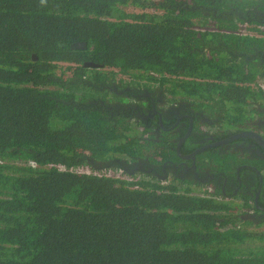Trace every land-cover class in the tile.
Listing matches in <instances>:
<instances>
[{
    "label": "trees",
    "instance_id": "obj_1",
    "mask_svg": "<svg viewBox=\"0 0 264 264\" xmlns=\"http://www.w3.org/2000/svg\"><path fill=\"white\" fill-rule=\"evenodd\" d=\"M256 9L264 0H0V264H264V226L241 219L250 197L89 163L148 150L142 123L99 105L111 95L90 80L160 84L227 124L250 120L263 90L236 53L257 41L237 32L259 26Z\"/></svg>",
    "mask_w": 264,
    "mask_h": 264
},
{
    "label": "flooded vegetation",
    "instance_id": "obj_2",
    "mask_svg": "<svg viewBox=\"0 0 264 264\" xmlns=\"http://www.w3.org/2000/svg\"><path fill=\"white\" fill-rule=\"evenodd\" d=\"M250 16L262 27L244 25L247 27L241 26L237 33L257 42L250 46L242 43V52L236 56L246 69L256 68L254 84L263 90L251 103L252 118L242 124H227L221 108L214 111L205 107L207 102L173 97L160 84L146 88L127 79L124 83L112 77L94 79V83L90 80L88 86L99 84L97 89L111 95L96 101L99 105L142 123L139 136L148 146L145 159H117L104 166L89 160L96 172L118 168L136 179L148 177L166 185L178 182L184 187L219 191L228 199L250 197L252 206L241 219L264 226V11L256 9ZM219 158H226L223 165L231 166L220 167Z\"/></svg>",
    "mask_w": 264,
    "mask_h": 264
},
{
    "label": "rangeland",
    "instance_id": "obj_3",
    "mask_svg": "<svg viewBox=\"0 0 264 264\" xmlns=\"http://www.w3.org/2000/svg\"><path fill=\"white\" fill-rule=\"evenodd\" d=\"M243 27H247V26H243ZM253 27V26H252ZM256 27H258V26H256ZM262 26H260L259 25V28H261ZM70 65L69 64H62L61 65V67L62 68H67V67H69ZM230 108L231 107H228V112H229V114H230V118H232L233 116H234V112H232L231 110H230ZM218 163V162H217ZM81 171V173H85V174H96V172L95 171H92L91 169H89V168H82V169H80ZM105 171H108V173H107V175L106 176H109V175H113V176H115V177H119V178H129V177H127V176H125V174L120 170V169H118V168H115V169H106ZM79 171H78V173H80ZM98 173V172H97ZM110 177V176H109ZM262 230H264V228H262Z\"/></svg>",
    "mask_w": 264,
    "mask_h": 264
},
{
    "label": "water",
    "instance_id": "obj_4",
    "mask_svg": "<svg viewBox=\"0 0 264 264\" xmlns=\"http://www.w3.org/2000/svg\"><path fill=\"white\" fill-rule=\"evenodd\" d=\"M72 50H86L87 49V44L86 43H81V44H75L72 45ZM85 67L87 68H97V65L94 64H85Z\"/></svg>",
    "mask_w": 264,
    "mask_h": 264
},
{
    "label": "clouds",
    "instance_id": "obj_5",
    "mask_svg": "<svg viewBox=\"0 0 264 264\" xmlns=\"http://www.w3.org/2000/svg\"><path fill=\"white\" fill-rule=\"evenodd\" d=\"M107 173H108V171H104V172H101V173H97L96 175H104V176H106ZM109 176H110V178H119V177H115L113 175H109ZM109 176H107V177H109Z\"/></svg>",
    "mask_w": 264,
    "mask_h": 264
}]
</instances>
